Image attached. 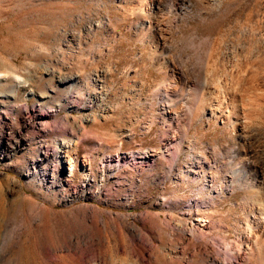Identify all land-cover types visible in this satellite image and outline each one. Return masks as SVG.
Here are the masks:
<instances>
[{"label":"rangeland","instance_id":"374dc122","mask_svg":"<svg viewBox=\"0 0 264 264\" xmlns=\"http://www.w3.org/2000/svg\"><path fill=\"white\" fill-rule=\"evenodd\" d=\"M212 1L0 0V264L237 250L264 209V0Z\"/></svg>","mask_w":264,"mask_h":264},{"label":"bare ground","instance_id":"6f19581e","mask_svg":"<svg viewBox=\"0 0 264 264\" xmlns=\"http://www.w3.org/2000/svg\"><path fill=\"white\" fill-rule=\"evenodd\" d=\"M216 1V0H214ZM214 1H212L214 3ZM209 2V1H208ZM211 3V4H213ZM159 4V3H158ZM158 4H155V6H157ZM156 24V23H155ZM243 65V64H242ZM233 66V65H232ZM242 77V76H241ZM251 77V76H250ZM257 77V76H256ZM255 77V78H256ZM246 78V77H245ZM241 79V78H240ZM244 79V77L242 78ZM245 80V79H244ZM243 80V81H244ZM256 80V79H255ZM246 82V81H245ZM251 83V82H250ZM256 83V82H255ZM248 84H249V81H248ZM253 84V83H252ZM240 85V84H239ZM253 86L255 87V85L253 84ZM247 87V86H246ZM245 87V88H246ZM240 88V87H239ZM238 88V89H239ZM247 89V88H246ZM249 89H253V88H250L249 86ZM256 90H258L259 88H255ZM254 90V89H253ZM240 90H238L239 92ZM248 91V89H247ZM237 92V91H236ZM242 92V91H241ZM255 92V90L253 91ZM258 102V101H257ZM261 103V102H260ZM173 108V107H172ZM247 108V107H245ZM228 111H231V110H228ZM227 110H224L222 109L220 111V116H223V115H227ZM246 114V113H245ZM249 114V113H248ZM251 114V113H250ZM246 116V115H244ZM227 117V116H226ZM246 118V117H245ZM229 119V118H228ZM250 119V118H249ZM226 122V121H225ZM228 125H231L233 126L234 128H237V129H240L241 132L245 131L244 129L247 128V122L245 120H241L239 118H236V120H230V122L228 123ZM247 131V130H246ZM242 134V133H241ZM240 135V134H239ZM251 136V135H250ZM159 163V162H158ZM254 164V163H253ZM264 164V163H263ZM262 164V165H263ZM259 166V165H258ZM264 169V168H263ZM200 173V172H199ZM245 179V178H244ZM247 180V179H246ZM256 180V179H255ZM258 181V180H257ZM215 187H214V184H211V185H206V186H202L197 195L199 197H204V192L205 194L208 193V194H214L215 192ZM222 190H220L221 192ZM219 192V191H218ZM264 201V199H263ZM263 207V206H262ZM202 210V208L200 209ZM199 210V211H200ZM200 216V215H199ZM204 216V215H203ZM206 217V215H205ZM248 225V224H247ZM251 228H252V231L249 229V231H244L243 233H241L240 235V238H239V246L237 248V250L234 251V249L232 248V244L231 242L229 243V241L227 242L225 239V241H223V245L221 248H218L216 246H210L208 244H205L204 247H201V251H203V254H207V256L209 257V260L207 261V264H236L235 262L232 261L231 258H229V254L230 253H235V258L237 261H241L242 258H243V252L244 251H250L249 253L254 257L255 254H256V251H259V252H264V238H263V235H260V232H264V209L262 211L259 212V214H257L256 216H254V218L252 220L249 221V225ZM247 226V227H248ZM187 228L183 229V231H188L186 230ZM201 229V227H199L198 225L194 224L191 226V228L189 229L190 231V235H192L193 237L197 236L198 232H201L202 234L200 235L201 236V239H206L207 238V234L206 232L203 230L202 231H199ZM198 231V232H197ZM259 232V233H258ZM259 234V235H258ZM180 235L181 236H186V234H181L180 232ZM179 235V236H180ZM199 235V234H198ZM256 235H258V237H255ZM256 239H255V238ZM234 245V243H233ZM235 248V247H234ZM200 250V249H199ZM247 252V253H248ZM264 255V254H263ZM225 256H226V259L228 258L229 260H226L225 259ZM234 257V256H233Z\"/></svg>","mask_w":264,"mask_h":264}]
</instances>
